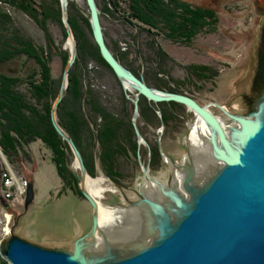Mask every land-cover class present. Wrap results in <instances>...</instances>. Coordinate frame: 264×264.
Listing matches in <instances>:
<instances>
[{"label": "water", "instance_id": "obj_1", "mask_svg": "<svg viewBox=\"0 0 264 264\" xmlns=\"http://www.w3.org/2000/svg\"><path fill=\"white\" fill-rule=\"evenodd\" d=\"M59 1L72 44L50 108V120L68 145L79 171H73V175L78 191L91 205L92 225L73 240L41 243L14 232L18 220L15 216L0 240L2 258L9 264H264V18L251 63L234 93L222 104L209 99L208 105L220 113L216 115L184 93L148 86L142 77L123 66L105 43L96 1L84 0L100 56L123 87L136 92L131 100V125L142 175L133 187H125L98 167L100 175L91 177L71 136L57 123L56 110L76 59L67 0ZM255 7L264 16V0ZM137 95L154 103H179L195 115L181 139L184 152L174 161L159 142L163 122L156 110L160 118L156 146L167 165L162 178L149 175V156L146 165L140 161V145L148 144L136 124ZM198 120L207 133L198 135L196 143L190 133ZM94 178H102L109 189L117 192L119 202L108 204L95 198L86 186L87 179ZM33 197L30 182L25 191V209ZM100 206L114 216L111 223L103 225L99 221Z\"/></svg>", "mask_w": 264, "mask_h": 264}, {"label": "rangeland", "instance_id": "obj_2", "mask_svg": "<svg viewBox=\"0 0 264 264\" xmlns=\"http://www.w3.org/2000/svg\"><path fill=\"white\" fill-rule=\"evenodd\" d=\"M57 1L60 10V18L58 20L60 22L54 20L56 17H52L47 22V29L54 46H56V49L52 50L49 58L50 71L53 78H59L60 86L64 67L70 57V44L62 21L60 1ZM95 1L100 9L106 2V0ZM174 1L195 6L203 11L209 10L213 12L216 16L214 27L203 28L190 42L184 43L165 37L163 34L165 25L162 24V20L158 19L156 25L162 32L157 29L151 32L152 35H149L153 37L156 44L166 53V58L160 59L153 50L147 47L146 42L151 37L147 35L146 31L139 30L138 28L134 29L135 22H130L122 16H119L118 19L116 15L106 10L105 14H102V17L99 15L106 45L122 53L123 58H125L123 53L126 52V63H128V66L135 70V72L140 73L144 81L147 78L148 84L145 83L150 87L163 91H168L165 88L170 87L175 91L168 92L184 93L198 100L199 103H203L209 99H213L217 103L226 102L229 96L234 93L236 84L246 74L251 63L258 29L264 18V16L257 13L255 6L261 5L263 0ZM161 2L166 3L169 0H161ZM0 3V11L3 10L4 13L10 15L16 27L23 34L29 36L35 44L42 46L47 51V38L44 31L23 11L15 9L10 5H5L1 0ZM121 3L122 7L126 8L124 3ZM70 4L73 6V10H75H72V12L74 14V21L77 24V33L87 40V43L94 45L90 25L89 29H86L85 26V21H88L89 24L88 9L85 1L67 0L68 15ZM170 14L172 13L170 12ZM71 30L73 31L72 27ZM132 36L135 37V40ZM60 51L62 54L63 52L68 53V58L65 62L62 60ZM94 64L93 61H90L88 64L90 81L94 88L103 94V98L112 99L117 93L118 85L108 72L101 67H95ZM189 65L206 66V70L211 74L210 78L207 80L197 79L187 71L186 68ZM35 71H37V66L33 60L25 59L23 56H15L0 63V72L6 75L26 77ZM157 84L162 85L161 87L164 89L156 87ZM122 90L133 106L131 100L136 98V92L132 89L124 88L123 85ZM137 96L139 106L141 97H144L141 95ZM142 102L143 106L149 105L152 109L160 110L157 105L158 103L150 102L146 99L142 100ZM160 107L166 108L165 105ZM177 108V113H175L181 121L179 127L176 128L177 124L173 121L168 123L162 129L159 139L163 150L171 155L175 161H178L184 152L181 139L187 130V124L195 118L194 113L184 105ZM211 109L214 110L216 115L220 114L215 107L212 106ZM155 114L156 116L152 117L147 114V119L150 117L148 121L142 120L139 116L136 122L140 132L144 133L143 137L148 144V147L144 144L140 145L139 156L143 164L150 155V148L157 143V137L160 134V118L157 113ZM95 150L98 151L97 148ZM27 151L31 157V162L24 163L21 172L18 171L17 167L9 165L2 158L5 166V170L3 171L10 170L17 181L25 179L27 186L31 182L34 192L32 202L25 209V192L21 195L14 188L11 197L6 199L2 195L3 189H1V195L7 201L8 207H0V220H3V214L9 215L7 231H9L14 217L18 216L14 232L32 241L41 243L70 241L74 237L86 233L92 225L91 205L88 201L74 195L70 191H64L61 195L58 194L61 189L60 180L53 163L50 161L49 151L40 141L32 142L28 146ZM136 160L138 164V153L136 154ZM160 164L156 168L157 174L154 176L162 178L166 176L167 165L163 161ZM70 167L75 173L79 172L74 165L72 155ZM121 170L122 172L120 173H124L126 176L140 171L139 165L136 167L132 160H125ZM98 172L95 176L91 177L99 176ZM1 181L3 184L2 179ZM131 181L132 177L126 180V182ZM103 185L106 186V182H103ZM108 187H104L103 192L97 198L103 203L112 202L119 196L117 192L112 191ZM2 188L4 187L2 186ZM103 216V225L108 224V222L105 223L108 218L110 220L109 223L114 219L112 215L105 214ZM3 223L0 222V228L4 226ZM2 260L6 261L0 255V264ZM7 264L9 263L7 262Z\"/></svg>", "mask_w": 264, "mask_h": 264}, {"label": "trees", "instance_id": "obj_3", "mask_svg": "<svg viewBox=\"0 0 264 264\" xmlns=\"http://www.w3.org/2000/svg\"><path fill=\"white\" fill-rule=\"evenodd\" d=\"M1 1L5 5L23 11L44 31L47 38V51L23 34L10 15L3 10L0 11V63L15 56H23L25 59L33 60L37 66V71L26 77L0 72V207H8L7 201L1 195V189H3L1 173L5 170L2 158L21 172L24 163L31 162L27 151L28 146L37 140L50 153V161L61 183L58 194L70 191L83 198L76 187V180L70 167L71 152L50 120V108L56 97L60 80L53 78L50 71L49 58L56 46L48 33L47 22L52 17H56L54 20L60 22L58 1ZM121 2L126 8L122 7ZM97 7L101 17L106 10L117 18L122 16L130 22H135L133 28L146 31L148 36L152 35L153 30L158 29L162 32L156 25L158 19L162 20V24L165 25L164 36L184 43L190 42L203 28H213L216 23L213 12L203 11L174 0L166 3H162L161 0H106L101 9L98 4ZM72 10L73 6L70 4L68 20L75 37L76 59L68 72L66 92L56 110L57 123L71 136L81 153L89 175H96L97 163L102 173L118 183H123L127 177L124 173H120L124 161L132 160L137 167V141L131 125L133 106L126 98L122 85L101 58L98 47L87 43V40L77 33V24ZM85 26L89 29L88 21H85ZM132 38L135 40L134 36ZM146 45L156 53L158 58H166V53L156 44L153 37L146 42ZM107 47L123 66L138 76V73L126 63V52L123 53L125 57L123 58L122 53L111 49L108 45ZM60 54H62L61 51ZM67 58L68 53L63 52L62 60L65 62ZM90 61L95 63V67H101L108 72L118 85L117 93L112 99L103 98V94L94 88L89 78ZM186 69L199 80H207L211 75L206 70L207 67L203 65H189ZM146 79L145 82L148 84ZM157 85L156 87L164 89L162 85ZM165 89L175 91L170 87ZM142 100L145 99L141 97V102L139 101L138 117L148 121L150 117L156 116V110L149 105L143 106ZM157 105L163 127L172 121L177 124L176 128L179 127L181 121L176 113L177 107L182 105L175 102H161ZM162 105L166 108L160 107ZM147 114L151 115L148 119ZM141 135L144 136V133ZM150 163L154 169L157 168L155 164L156 166L160 164L156 144L150 148ZM1 264H7V262L2 260Z\"/></svg>", "mask_w": 264, "mask_h": 264}, {"label": "bare ground", "instance_id": "obj_4", "mask_svg": "<svg viewBox=\"0 0 264 264\" xmlns=\"http://www.w3.org/2000/svg\"><path fill=\"white\" fill-rule=\"evenodd\" d=\"M68 41H69V44L71 46L72 44V39L71 37H68ZM194 128H196V131L194 130ZM206 134L207 133V130L205 128V125L204 127L201 125V121L198 120L197 122H195V124L192 126L191 128V133H190V138L192 141L194 142H199V139H198V135L200 137L201 134ZM105 183V181L102 179V178H95V179H87L86 181V186L89 190V192L95 197V198H98V196L101 195V193L103 192L104 190V187H108L109 185L106 183V186H102V183ZM112 215L110 211L104 209L102 206H100V209H99V221L101 222V224H103V218L104 216L103 215ZM113 216V215H112ZM109 217V216H107ZM111 218V217H110ZM109 219V218H108ZM105 222V223H109L110 220H108ZM117 220V219H116Z\"/></svg>", "mask_w": 264, "mask_h": 264}, {"label": "built area", "instance_id": "obj_5", "mask_svg": "<svg viewBox=\"0 0 264 264\" xmlns=\"http://www.w3.org/2000/svg\"><path fill=\"white\" fill-rule=\"evenodd\" d=\"M1 179L3 180L2 186L4 187L2 195L6 199H9L11 197V193L14 190V188L21 195L24 194V192L27 188V181L25 179H20V181H17L10 170L3 171L1 173ZM10 189H12V190H10ZM2 218L4 220V223H3V220H0V222L3 223L4 226L2 228H0V240L8 232L7 231V225H8L9 215L5 213V214H3Z\"/></svg>", "mask_w": 264, "mask_h": 264}, {"label": "flooded vegetation", "instance_id": "obj_6", "mask_svg": "<svg viewBox=\"0 0 264 264\" xmlns=\"http://www.w3.org/2000/svg\"><path fill=\"white\" fill-rule=\"evenodd\" d=\"M128 69V68H127ZM130 70V69H129ZM131 71V70H130ZM132 72V71H131ZM133 73V72H132ZM134 74V73H133ZM138 75L139 76H137V77H141L142 75L140 74V73H138ZM243 77H241V79H242ZM189 97H191V96H189ZM191 98H193V97H191ZM194 99V98H193ZM199 105H201V106H206V108L211 112V113H213V114H215V112H214V110L213 109H211V107L212 106H210V105H208V102H209V100H205V102H203V103H199L198 102V100H196V99H194ZM211 100H213V99H211ZM214 101V100H213ZM216 102V101H215ZM217 103V102H216ZM222 103V102H221ZM221 103H218V104H221ZM201 125L204 127V124L201 122ZM164 128V127H163ZM194 130L196 131V128H194ZM144 138V137H143ZM140 153V152H139ZM168 154V153H167ZM140 155V154H139ZM169 155V154H168ZM174 161H175V159L171 156V155H169ZM160 157V156H159ZM147 161H148V158H147V160H146V163H147ZM162 161H161V158H160V163H161ZM146 163H144V165H146ZM148 164H149V169H148V173H149V175H151V176H154V175H156L157 174V170L156 169H154L153 167L154 166H151V163H150V155H149V162H148ZM159 165V164H158ZM158 165L156 166V164H155V167H158ZM161 165V164H160ZM96 166L98 167V164L96 163ZM137 166H138V164H137ZM97 167H96V170H97ZM99 168V167H98ZM139 172L138 173H135V174H130L129 176L127 175V177L123 180V183H120L121 185H123V186H125V187H133L138 181H139V177L142 175V171H141V169L139 168ZM132 177V181L131 182H126V180L127 179H130ZM76 180V179H75ZM76 187H77V184H76ZM82 199H84V198H82ZM117 202H119V196L116 198V199H114L112 202H106V203H109V204H113V203H117ZM25 211V210H24ZM22 216V215H21ZM25 232V231H24Z\"/></svg>", "mask_w": 264, "mask_h": 264}]
</instances>
